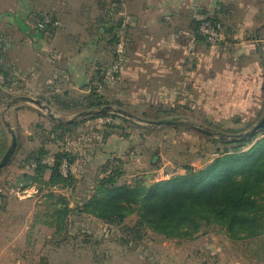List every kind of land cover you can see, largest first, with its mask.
Returning <instances> with one entry per match:
<instances>
[{"label": "rangeland", "instance_id": "obj_1", "mask_svg": "<svg viewBox=\"0 0 264 264\" xmlns=\"http://www.w3.org/2000/svg\"><path fill=\"white\" fill-rule=\"evenodd\" d=\"M4 2V9L0 8V11H5V16L0 19V36H4L8 42L10 39L12 41L6 43L8 48L4 50L3 59L0 60V64L4 65L3 70L9 72L6 81L0 73V162L12 142L6 122L16 132L18 147L11 163L0 173V192L7 199L14 198L8 211L4 212L7 210V206H4L5 210L0 212V246L32 249V254L20 260L21 264H264V250L261 248L264 239L235 241L222 228L213 224L204 225L199 233L181 239H167L148 229L131 236L130 241L133 242L124 244L122 239L128 237L122 226L106 225L87 217L88 222L77 225L76 229L72 228L70 233H57L56 228L37 222L36 227L31 230L32 237L22 239L21 232L28 228L26 219L29 211L38 217V221H50L48 215L52 214L54 206H58L55 205L56 198L49 199L51 192L57 196H67L72 208L77 209L76 200L82 198V188H92L96 178L105 176L104 170L110 163L111 170L112 166H116L114 162H123L120 183L135 184L142 180L147 186L183 175L186 166L202 169L217 157L218 149L223 151L228 146L223 141H232L233 136L250 131L262 119L264 112L259 115L236 112L229 114L226 121L219 110H206L195 105L192 110L178 111L175 115L163 118H177L178 123L174 125L149 126L140 119L143 120L144 113L154 118L158 102L153 103L152 96L144 99L140 95H125V87H121L125 84L120 83L123 80L121 76L120 84L105 83L100 93L105 94L107 101L112 104L107 106L127 112L129 116L124 118L139 128L124 123L125 132L130 136L124 138L120 130H117L108 139H104L106 124H121V121L112 117L91 119L82 122L64 138L63 143L52 144L53 137L49 133L54 125L53 121L69 122L79 113L90 110L69 107L79 99L75 93L70 96L72 103L64 106L56 93H51L47 88L57 84L58 79L55 77L60 65L56 63V67L47 61L45 51L42 55L35 47L32 49L20 46L19 40L22 37L15 28L17 23H13V1L3 0ZM35 17L37 16L29 20L32 27L38 22ZM44 39L45 36L39 41L45 42ZM95 86L99 88L101 85L96 81ZM38 87L46 88L49 92L34 91ZM22 96L45 99L42 100L43 103L51 108L59 120L52 119L47 111L33 103L16 101ZM82 101L85 103L86 97ZM85 118L88 117L75 121ZM38 124H41V128H37ZM248 125L251 126L249 129ZM231 130L242 132L230 133ZM223 137L229 140L221 139ZM44 143L51 153L65 149L72 156H77L71 171L79 189L73 193L71 189L45 185L39 191L37 186H31L25 189H37L36 197L33 198L36 203H19L15 199H19L16 192L24 190L22 187L28 182L23 176L31 173V168L21 169L23 160L28 152ZM48 159L51 164V157ZM48 178L49 175L46 179ZM1 201L4 205V201ZM21 214H26V218L23 219ZM137 221L138 217L133 215L125 224L135 227Z\"/></svg>", "mask_w": 264, "mask_h": 264}, {"label": "crops", "instance_id": "obj_2", "mask_svg": "<svg viewBox=\"0 0 264 264\" xmlns=\"http://www.w3.org/2000/svg\"><path fill=\"white\" fill-rule=\"evenodd\" d=\"M12 1L13 23L22 37L20 46L37 48L42 55L45 51L47 61L60 65L57 84L47 88L64 106L72 103L70 96L75 93L79 99L69 107L80 108L97 81L99 66L113 62L108 36L99 24L100 18L108 15L107 22L118 18L127 22V59L120 82L125 84L121 86L125 95L152 96L157 107L177 111L192 110L195 105L219 110L226 121L236 112H264V0ZM2 4L6 3L0 0V8ZM216 12L224 25L225 43L211 47L197 34L196 16ZM39 14H54L58 28L40 35L30 25L32 17ZM3 16L4 10L0 19ZM43 36L45 42L41 43ZM8 44L2 50L1 45L0 60ZM41 90L47 91L39 87L34 91ZM23 191L15 198L19 203H36L37 189ZM13 199L8 198L4 205L0 200V212L4 206V212L8 211ZM29 212L22 239L32 237L35 223L47 226L46 219L38 221ZM25 215L21 217L25 219ZM32 251L0 246V264H21Z\"/></svg>", "mask_w": 264, "mask_h": 264}, {"label": "trees", "instance_id": "obj_3", "mask_svg": "<svg viewBox=\"0 0 264 264\" xmlns=\"http://www.w3.org/2000/svg\"><path fill=\"white\" fill-rule=\"evenodd\" d=\"M205 15H208L214 24H221L224 28L219 12ZM36 16L38 21L36 26L40 23L43 25L41 29L35 28L40 35L52 33L58 28V19L54 14ZM107 16L100 18L99 24L108 36L106 44L111 48L113 62L99 66L97 81L101 86L106 85L103 75L107 67L116 61L119 31L125 22V18L107 22L105 20ZM47 18H49L48 22H46ZM199 25L200 22L197 21V34L202 37L199 34ZM6 40L4 36H0V47L3 46L1 50ZM3 67L4 65L0 64V73L4 75L6 81L9 72L4 71ZM98 86L91 87L90 95L80 106L82 110L112 105L107 101L105 94L98 92ZM41 100L45 101L43 98ZM177 112L174 108L159 106L156 108L154 118H151L148 113H144L142 118L144 121L161 120ZM105 117L117 119L121 121V124H106L104 139H108L117 130H120L124 138L130 136L125 132L124 123L130 125L133 122L122 116L108 113L75 122L53 121L54 125L49 133L53 137L51 143L55 145L63 143L64 138L84 121ZM132 125L139 128L135 123ZM250 127L248 125L247 129ZM37 128H41V124H38ZM239 132L242 131H230L236 134ZM263 132L264 127L251 138L223 141L228 146L223 151L218 149L217 157L207 163L204 168L196 169L186 166L183 175L155 182L149 186L142 180H138L135 184L120 183V178L123 176L121 170L123 162H114L116 166H112L111 170L110 163L104 170L105 176L96 178L92 188H82L83 196L80 198L82 200H76L77 209L71 207V201L67 196L62 194L57 196L51 192L48 197L56 198L55 205L58 204V206L52 208V214L48 215L50 221L46 220L45 223L49 227L56 228L57 233L63 231L70 233L72 228L76 229L77 225L88 222L87 217H91L106 225L122 226L128 237L122 239L124 244L133 242L130 241L131 236L148 229L167 239H181L192 237L199 233L204 225L212 224L222 228L235 241L246 239L262 241L264 239ZM261 133H263L262 137H260ZM49 157L52 159L51 164L46 162ZM76 159L77 156H72L65 149L51 153L44 143L39 148L28 152L23 160L21 169L31 168V173L24 174L23 177L28 183L22 189L37 186L41 191L43 189L41 186L46 185L60 186L62 189H71L73 193L77 192V180L71 171ZM65 162L70 167L67 177L61 173V167ZM47 175H49L48 180ZM2 193L0 192V200L5 202L7 197ZM133 215L138 217L137 225L129 227L125 222ZM262 245L261 248L264 250V240Z\"/></svg>", "mask_w": 264, "mask_h": 264}, {"label": "built area", "instance_id": "obj_4", "mask_svg": "<svg viewBox=\"0 0 264 264\" xmlns=\"http://www.w3.org/2000/svg\"><path fill=\"white\" fill-rule=\"evenodd\" d=\"M196 20L200 22L199 25V34L205 38L208 45L211 47L218 46L225 42L224 36V28L221 24H214L208 17V15H198L196 16ZM49 21V18L46 19V22ZM35 28H43V25L37 24ZM127 22H124L121 25L119 31V42L116 45V54L117 58L116 61L111 64L104 73V80L106 84H114L119 83L121 80V76L123 74L124 65L126 63V50H127V39H128V31H127ZM3 81V80H2ZM103 86L98 88V92L102 91ZM47 163L50 162V159L46 161ZM70 167L65 162L61 167V173L67 177L69 175ZM25 191L18 190L16 194L24 193Z\"/></svg>", "mask_w": 264, "mask_h": 264}, {"label": "water", "instance_id": "obj_5", "mask_svg": "<svg viewBox=\"0 0 264 264\" xmlns=\"http://www.w3.org/2000/svg\"><path fill=\"white\" fill-rule=\"evenodd\" d=\"M16 101L33 103V104L39 106V108L41 110L47 111L49 116L52 119L59 120V118H57L55 116V114L51 111V108L48 105L44 104L42 100L35 99L32 97L22 96V97L17 98ZM108 113L117 114V115L122 116V117L129 116L127 114V112L120 110V109H116L114 106H104V107H100L98 109H93L90 111L81 112L74 119H71L69 122H73V121L77 120L78 118H82V117H90V116H94V115H102V114H108ZM140 121L144 122L145 124H147L149 126H157V127L163 126V125H174V124L178 123L177 118L163 119V120H159V121H144V120L140 119ZM5 125L11 134L12 142H11V145L8 148L7 152L5 153L4 157L2 158V160L0 162V173L11 163V161L14 157V154L16 152V149L18 147V137L16 135L15 130L12 128V126L9 122H6ZM263 127H264V116L258 122V124H256L250 131L235 135V136H233L232 140L238 141V140H244V139L251 138L255 134H257ZM202 131H204V130H202ZM204 132H206L209 135H212V133H210V132H207V131H204ZM221 139L229 140V138H226V137H223Z\"/></svg>", "mask_w": 264, "mask_h": 264}]
</instances>
